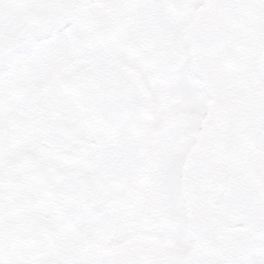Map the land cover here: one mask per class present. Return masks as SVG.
Here are the masks:
<instances>
[{
	"label": "snow or ice",
	"instance_id": "6c2138e0",
	"mask_svg": "<svg viewBox=\"0 0 264 264\" xmlns=\"http://www.w3.org/2000/svg\"><path fill=\"white\" fill-rule=\"evenodd\" d=\"M0 264H264V0H0Z\"/></svg>",
	"mask_w": 264,
	"mask_h": 264
}]
</instances>
